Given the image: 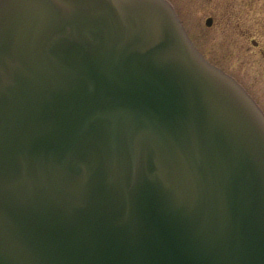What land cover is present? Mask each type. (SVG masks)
Listing matches in <instances>:
<instances>
[{"label":"water","instance_id":"obj_1","mask_svg":"<svg viewBox=\"0 0 264 264\" xmlns=\"http://www.w3.org/2000/svg\"><path fill=\"white\" fill-rule=\"evenodd\" d=\"M0 264H264V110L169 0H0Z\"/></svg>","mask_w":264,"mask_h":264},{"label":"rangeland","instance_id":"obj_2","mask_svg":"<svg viewBox=\"0 0 264 264\" xmlns=\"http://www.w3.org/2000/svg\"><path fill=\"white\" fill-rule=\"evenodd\" d=\"M170 1L196 46L264 109V0ZM209 16L212 25L206 24Z\"/></svg>","mask_w":264,"mask_h":264},{"label":"flooded vegetation","instance_id":"obj_3","mask_svg":"<svg viewBox=\"0 0 264 264\" xmlns=\"http://www.w3.org/2000/svg\"><path fill=\"white\" fill-rule=\"evenodd\" d=\"M256 41V40H255ZM252 42H253V40H252ZM257 42V41H256ZM253 44H255L254 42H253ZM258 44V42L255 44V45H257Z\"/></svg>","mask_w":264,"mask_h":264}]
</instances>
